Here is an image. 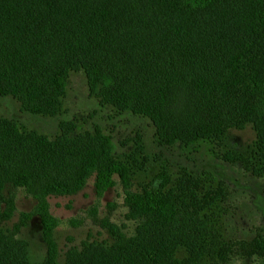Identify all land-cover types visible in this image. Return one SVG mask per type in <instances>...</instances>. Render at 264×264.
I'll use <instances>...</instances> for the list:
<instances>
[{
  "label": "trees",
  "instance_id": "1",
  "mask_svg": "<svg viewBox=\"0 0 264 264\" xmlns=\"http://www.w3.org/2000/svg\"><path fill=\"white\" fill-rule=\"evenodd\" d=\"M72 71L85 73L101 103L150 118L169 144L221 139L251 125L254 157L228 159L264 174V0H0L1 95L35 114L57 113ZM93 175L98 194L117 175L142 224L133 242L110 226L114 246L71 248L61 262L59 219L46 197L74 194ZM9 183L37 200L23 219L40 218L41 264H185L174 258L181 245L198 260L209 232L202 212L220 197V187L200 196L198 178L187 174L174 190L158 182L135 191L108 135L62 122L49 138L0 118V221L10 215ZM28 245L0 229V264H32Z\"/></svg>",
  "mask_w": 264,
  "mask_h": 264
},
{
  "label": "rangeland",
  "instance_id": "2",
  "mask_svg": "<svg viewBox=\"0 0 264 264\" xmlns=\"http://www.w3.org/2000/svg\"><path fill=\"white\" fill-rule=\"evenodd\" d=\"M62 102L57 113L35 114L13 95L0 94V118L49 138L61 133L62 122H72L77 132L108 135L115 155L131 169L135 191L148 183L158 186V182L166 183L164 191L174 190L185 174L198 178L200 196L220 187V197L202 212L209 231L201 242L205 247L202 256L191 260L190 250L181 245L174 258L185 264H264V174L255 173L244 161L228 159L236 154L254 157L256 133L251 125L231 128L221 139L203 137L169 144L158 136L150 118L101 103L90 92L83 71L70 73ZM114 179V185L102 194L96 192L93 175L74 194L46 197L50 211L59 219L54 239L61 262L71 248L81 251L86 244L114 246L117 242L110 226L126 243L136 238L142 219L132 214L120 178L115 175ZM4 196L6 203L7 199L13 202L4 204L10 215L0 221V229L26 240L28 260L41 264L46 244L40 218L23 219V214L34 210L37 200L24 187L11 183L6 184Z\"/></svg>",
  "mask_w": 264,
  "mask_h": 264
}]
</instances>
